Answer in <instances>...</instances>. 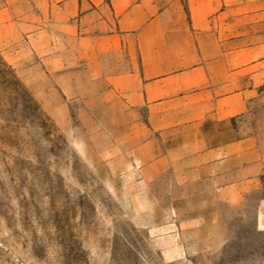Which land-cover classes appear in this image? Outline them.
<instances>
[{"label":"rangeland","instance_id":"1","mask_svg":"<svg viewBox=\"0 0 264 264\" xmlns=\"http://www.w3.org/2000/svg\"><path fill=\"white\" fill-rule=\"evenodd\" d=\"M96 79L0 52V264H264L259 197L153 168L146 111Z\"/></svg>","mask_w":264,"mask_h":264},{"label":"crops","instance_id":"2","mask_svg":"<svg viewBox=\"0 0 264 264\" xmlns=\"http://www.w3.org/2000/svg\"><path fill=\"white\" fill-rule=\"evenodd\" d=\"M0 52L125 93L158 135L153 168L198 197H259L264 226V0H0ZM121 55L126 72L107 74Z\"/></svg>","mask_w":264,"mask_h":264}]
</instances>
